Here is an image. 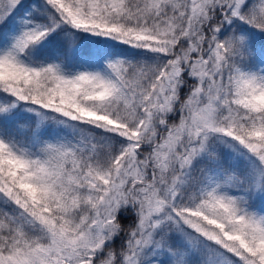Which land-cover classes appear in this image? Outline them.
<instances>
[{
	"label": "snow or ice",
	"instance_id": "1",
	"mask_svg": "<svg viewBox=\"0 0 264 264\" xmlns=\"http://www.w3.org/2000/svg\"><path fill=\"white\" fill-rule=\"evenodd\" d=\"M0 264H264V0H0Z\"/></svg>",
	"mask_w": 264,
	"mask_h": 264
}]
</instances>
